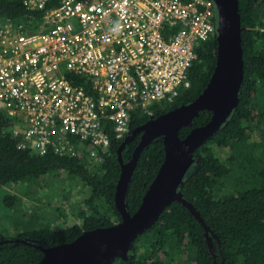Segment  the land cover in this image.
<instances>
[{
  "label": "trees",
  "instance_id": "obj_1",
  "mask_svg": "<svg viewBox=\"0 0 264 264\" xmlns=\"http://www.w3.org/2000/svg\"><path fill=\"white\" fill-rule=\"evenodd\" d=\"M239 1L244 55L240 100L231 116L196 150L195 163L179 186L185 199L194 204L218 236L217 240L210 232L214 251L210 250L202 223L182 202L174 200L156 223L136 238L129 258L117 257L112 264H264V0ZM60 3L61 0H50L45 8L33 10L23 0H0V17L10 18L20 32L33 33L41 31L44 12ZM217 51V34L197 46L196 59L188 71L190 86L182 89L172 104H152L155 116L189 103L203 92L213 74ZM74 82L84 85L81 76ZM212 114L208 109L200 111L180 129V137L209 122ZM150 118L142 109L134 111L129 134ZM3 120L0 188L6 186L9 190L4 195L6 202L10 198L18 200L20 192L11 188L25 181L37 183L54 169L79 176L84 189L91 188L80 207L79 223L59 228L43 226L9 238L0 233V264H36L44 255L41 246L70 242L86 230L121 221L115 191L121 174L118 148L123 140H115L112 134L109 154H102L95 164L87 155L41 156L30 149H18ZM140 137H134L123 149L124 162L131 159ZM164 160L162 137L142 150L126 195L132 214ZM68 199L76 198L68 194Z\"/></svg>",
  "mask_w": 264,
  "mask_h": 264
},
{
  "label": "built area",
  "instance_id": "obj_2",
  "mask_svg": "<svg viewBox=\"0 0 264 264\" xmlns=\"http://www.w3.org/2000/svg\"><path fill=\"white\" fill-rule=\"evenodd\" d=\"M42 19L26 34L0 17V120L18 149L95 164L112 134L129 135L134 111L156 117L152 104L190 86L196 48L217 34L219 16L215 0H61Z\"/></svg>",
  "mask_w": 264,
  "mask_h": 264
},
{
  "label": "water",
  "instance_id": "obj_3",
  "mask_svg": "<svg viewBox=\"0 0 264 264\" xmlns=\"http://www.w3.org/2000/svg\"><path fill=\"white\" fill-rule=\"evenodd\" d=\"M218 11L217 60L213 74L203 92L193 101L177 106L134 128L118 148L121 174L115 191V205L122 219L112 225L86 230L70 242L42 248V259L36 264H112L117 257L129 258L136 238L152 227L166 207L174 200L183 203L205 228V235L214 251L212 231L200 211L185 199L179 186L195 163L196 150L231 116L240 100L244 80L242 22L239 0H215ZM213 112L209 122L194 127L184 138L179 131L189 125L202 110ZM137 133L141 139L132 158L125 163L122 152ZM162 137L165 160L150 184L138 209L132 214L127 208L126 195L142 150ZM212 233V236L210 235Z\"/></svg>",
  "mask_w": 264,
  "mask_h": 264
},
{
  "label": "rangeland",
  "instance_id": "obj_4",
  "mask_svg": "<svg viewBox=\"0 0 264 264\" xmlns=\"http://www.w3.org/2000/svg\"><path fill=\"white\" fill-rule=\"evenodd\" d=\"M90 188L84 189L79 176L55 169L37 183L25 181L11 188L13 192H20L15 202L12 198L8 202L4 200L9 190L3 186L0 188V233L9 238L43 226L59 228L79 223L80 207L84 206L82 202L89 196ZM68 194L76 199H68Z\"/></svg>",
  "mask_w": 264,
  "mask_h": 264
},
{
  "label": "flooded vegetation",
  "instance_id": "obj_5",
  "mask_svg": "<svg viewBox=\"0 0 264 264\" xmlns=\"http://www.w3.org/2000/svg\"><path fill=\"white\" fill-rule=\"evenodd\" d=\"M139 134H140V136H141L142 133H137V134L135 135V137H136L137 135H139ZM140 139H141V137H140ZM131 158H132V157H131ZM130 160H131V159H130ZM130 160H129V161H130ZM125 163H127V162H125Z\"/></svg>",
  "mask_w": 264,
  "mask_h": 264
}]
</instances>
